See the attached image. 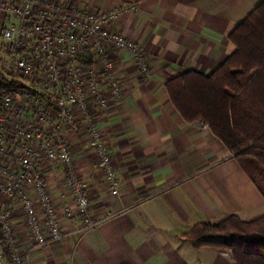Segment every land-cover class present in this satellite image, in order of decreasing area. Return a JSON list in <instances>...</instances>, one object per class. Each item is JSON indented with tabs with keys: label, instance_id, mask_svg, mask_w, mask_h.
<instances>
[{
	"label": "crops",
	"instance_id": "crops-1",
	"mask_svg": "<svg viewBox=\"0 0 264 264\" xmlns=\"http://www.w3.org/2000/svg\"><path fill=\"white\" fill-rule=\"evenodd\" d=\"M72 1L113 10L108 28L141 44L150 71L142 76L127 52L107 46L123 98L102 113L99 123L111 144L118 193L98 187L91 144L82 134L69 133L67 144L92 211L105 218L42 245L31 246L19 230L30 264H230L228 252L193 247L182 233L196 221H216L230 212L246 219L260 215L264 198L209 128L181 117L164 82L186 69L209 73L233 48L227 33L260 0ZM62 171L58 161L49 170L54 197ZM62 195L67 198L68 192Z\"/></svg>",
	"mask_w": 264,
	"mask_h": 264
},
{
	"label": "built area",
	"instance_id": "built-area-1",
	"mask_svg": "<svg viewBox=\"0 0 264 264\" xmlns=\"http://www.w3.org/2000/svg\"><path fill=\"white\" fill-rule=\"evenodd\" d=\"M113 12L72 0H0V264H30L19 230L31 246L42 245L105 218L92 211L69 133L91 144L98 187L118 193L99 120L121 102L123 87L106 48L127 52L142 76L150 64L136 39L108 28ZM57 161L63 171L54 197L48 175Z\"/></svg>",
	"mask_w": 264,
	"mask_h": 264
},
{
	"label": "trees",
	"instance_id": "trees-1",
	"mask_svg": "<svg viewBox=\"0 0 264 264\" xmlns=\"http://www.w3.org/2000/svg\"><path fill=\"white\" fill-rule=\"evenodd\" d=\"M227 38L233 48L209 73L182 70L164 85L181 117L205 121L264 198V0ZM182 235L193 247L228 252L230 264H264V213L244 219L230 212L216 221H196Z\"/></svg>",
	"mask_w": 264,
	"mask_h": 264
},
{
	"label": "rangeland",
	"instance_id": "rangeland-1",
	"mask_svg": "<svg viewBox=\"0 0 264 264\" xmlns=\"http://www.w3.org/2000/svg\"><path fill=\"white\" fill-rule=\"evenodd\" d=\"M199 120V119H198ZM240 217V216H239ZM242 218V217H241ZM244 219H246V218H244ZM75 234H77V233H75ZM68 238V237H67ZM63 239H66V238H63Z\"/></svg>",
	"mask_w": 264,
	"mask_h": 264
}]
</instances>
